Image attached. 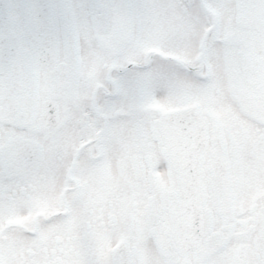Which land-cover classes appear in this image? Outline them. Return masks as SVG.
<instances>
[{
    "label": "snow or ice",
    "instance_id": "snow-or-ice-1",
    "mask_svg": "<svg viewBox=\"0 0 264 264\" xmlns=\"http://www.w3.org/2000/svg\"><path fill=\"white\" fill-rule=\"evenodd\" d=\"M0 264H264V0H0Z\"/></svg>",
    "mask_w": 264,
    "mask_h": 264
}]
</instances>
